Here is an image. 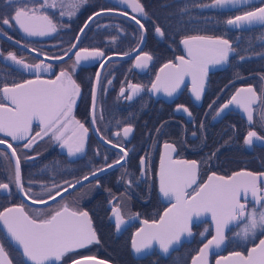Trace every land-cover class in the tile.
Wrapping results in <instances>:
<instances>
[{
    "label": "flooded vegetation",
    "instance_id": "flooded-vegetation-1",
    "mask_svg": "<svg viewBox=\"0 0 264 264\" xmlns=\"http://www.w3.org/2000/svg\"><path fill=\"white\" fill-rule=\"evenodd\" d=\"M39 1L40 3L43 2V0ZM101 1L106 6L102 10L118 11L135 17L141 23L147 20V15H144L146 19H139L128 10L113 7L104 0ZM25 2L30 7L34 3L33 0H12L11 3L8 0H0V20L13 16L15 8ZM64 3L66 4V1ZM259 6H261V0L241 9L222 12H232L233 15L227 18L229 19L241 15L243 11L254 10L255 7ZM73 11H75L73 17H78L79 11L75 8ZM102 16L105 17L106 22L92 25L90 32H86L88 25L76 42L75 47H73L75 38L83 23L77 29L70 23V17L66 14L60 16L58 23L53 20L57 29L55 33L45 39H34L21 35L14 26L13 20H10L11 26L0 23V34L46 58V60H41L29 55L0 37V88L5 84L11 87L14 83L36 79L37 74L34 70H25L22 65H17L7 59L9 52L30 65L40 62L50 65L48 71L41 70L39 73L43 80H54L62 70L69 71L72 79L81 89L80 94L76 97L72 116L89 129L83 152L74 156H69L67 149L61 147L59 141L51 138V133L42 138L37 137L31 148L23 147L26 140L13 141L11 137L0 133V139H4L7 142L5 144L11 143L20 158L23 187L26 190L30 188L32 190L30 195L35 198L48 200V196L54 195L57 191L53 185H59L62 192V189L67 187L65 182L74 184L84 176H90L93 171L99 168H107L106 165L113 164L112 168L91 177L75 189L63 193L55 201L48 200V203L42 206H32L21 198L15 184L13 161L9 153L0 147V183L9 185L8 189H0V212L23 204L25 211L35 216L37 210L46 214L50 209L66 202L71 207L88 211L93 225H110L114 236H119L130 229L132 233L138 226V220L154 222L168 206V204L161 202L156 182L161 148L165 143L176 147V151L172 153L174 160L198 161L197 184L193 185V188L203 184L212 173L227 177L240 171L264 172V139L256 140L253 138L252 145L244 144V138L249 131H256L258 136L264 137V119L261 118L264 114V79H261L264 77V68L256 65L261 57L257 55L258 51L253 58L254 61L249 73L242 74L237 79L228 81L229 83L225 82L224 71L230 63L229 59L232 54L230 52L226 62L208 66L200 100H196L192 93V81L191 84L184 83L179 93L167 102L164 98V91L153 92L151 87L163 65L169 62L175 64L178 62L176 57L186 56L181 41L178 43V49L171 53V50L159 44L163 37L157 38L156 27H154L151 31L152 45L156 49L155 54L160 57L154 58L153 52L151 55L145 51L146 31L143 28L144 43L140 50L129 58L110 59L108 58L110 55H124L132 51L139 43L140 30L136 25L122 17L113 15L98 17ZM125 21L131 23L132 26L125 24ZM263 27L264 25L261 24L247 29L228 30L240 33L253 31L254 45H258L259 42L264 41ZM237 42L238 38L233 43L230 41L232 46ZM81 49L99 50L104 55L82 60L79 64H75V53ZM165 52H168L169 55L167 54L164 58L162 55ZM66 53L68 56L63 60L53 61ZM143 53L150 54L152 60L149 61L144 71L137 72L132 69V65L135 57L142 56ZM73 65H75L74 71H72ZM97 72L100 75L99 80L96 81L95 112L93 114L92 88L97 78ZM129 84L141 86V91L135 94L131 100L126 99V96L131 92L128 87ZM224 85L230 87L227 94ZM240 87H252L259 97L252 106V123L246 122L235 110H228L220 117L216 114ZM121 88L124 89L123 94H121ZM246 95L249 94L246 93ZM0 103L10 105L9 101L3 99L2 93H0ZM179 105L187 107L191 116L181 110L177 111ZM93 119H95V123H93ZM128 126H131L133 131L125 138L123 128ZM226 126L231 128L227 129ZM40 130L38 121H33L29 135L35 136L36 132ZM117 132L121 133L119 137L115 135ZM68 135L71 133L69 132ZM101 136L105 139L102 140ZM105 140L117 142L119 147H123L127 151L128 155L120 164L114 162L124 153L119 151V147L113 148L111 144L105 143ZM142 157L144 158L143 165H141ZM262 182H264V178H262ZM49 188L52 189L50 193L45 191ZM188 191L191 192L192 190L189 189ZM248 199L251 202L250 194ZM241 202H244L243 197ZM113 207L120 208L124 221L120 226L126 225L125 228L119 230L117 235L115 234L116 218L112 213ZM199 226H204L207 229L199 244L200 246L211 236V232L207 222H200L191 227V230L194 231L193 238L196 235V228ZM242 227V223H236L234 227H230L226 231L224 249L219 255H210L208 264H213L217 257H223L234 252L245 255L249 247L254 246L260 239H264V234L258 231L255 236L243 240L242 236L236 235ZM0 245L4 247L11 264H26L18 249L12 246L1 229ZM228 245L229 248H227ZM196 252L190 256L187 264ZM84 256L97 257L95 254H88L83 249H78L74 253H70L66 257L67 260L65 258L64 264Z\"/></svg>",
    "mask_w": 264,
    "mask_h": 264
},
{
    "label": "snow or ice",
    "instance_id": "snow-or-ice-1",
    "mask_svg": "<svg viewBox=\"0 0 264 264\" xmlns=\"http://www.w3.org/2000/svg\"><path fill=\"white\" fill-rule=\"evenodd\" d=\"M8 2L11 3L12 0H8ZM86 2L87 0H73V7L78 10V7ZM120 2L127 4L134 12L146 15L138 0H120ZM241 4L247 5L249 0H212L211 4L198 6L216 8ZM58 7L61 9L60 16H64V0H43L42 3H38V5L34 3L31 7L25 2L15 8L13 16L3 18L0 23L11 26L10 20H14L15 24L28 36H44L57 29L53 18L45 10H55ZM74 14L75 11L68 12L70 17ZM101 14V12H96L93 16ZM93 16L88 17L85 27L93 19ZM136 23L140 25L141 29L144 28L140 20L137 19ZM255 23L264 25V0H261V6L255 7L254 10L243 11L241 15L226 20L228 26L236 29H242L245 25ZM80 31L83 32L84 28H81ZM155 32L160 36L164 35L158 26L155 28ZM181 43L184 45L186 56L176 57L179 63L165 64L161 72H164L165 69L171 71L166 73L163 79L160 74H157L151 90L153 92L164 91L166 95L171 96L179 88L184 77L191 76L192 93L196 100H200L208 66L226 62L229 53L234 52L235 49L228 39L222 37L193 35L185 37ZM103 55L104 53L99 50L81 49L75 53V64ZM125 55L128 54L125 53ZM7 59L17 65H22L25 70H34L37 75L34 80L14 83L11 87L5 84L0 88L3 99L10 102V105L0 103V133L11 137L13 141L26 140L24 148H31L37 137L42 138L51 133V138L59 141L61 147L67 149L69 156L83 152L89 129L72 116L73 106L76 104V97L80 94L81 89L72 79L70 72L62 70L54 80H43L39 73L41 70L48 71L50 65H45L43 62L30 65L11 52L8 53ZM57 59H63V57ZM151 60L150 54L143 53L142 56L136 57L134 66L146 68ZM74 70L75 65L72 68V71ZM99 75L97 72V81ZM128 87L131 89V92L126 96L128 100L141 91L140 85L129 84ZM123 93L124 89L121 88V94ZM243 93L249 95L242 96ZM92 99L94 114L95 85L92 88ZM258 99L259 97L252 87L237 89L231 99L222 105L216 114L220 115V112L228 108L229 105L236 104L247 115L249 123H252V106ZM180 110L191 116L187 107L177 106V111ZM261 118L264 119V114ZM33 121H38L41 130L36 132L35 136H30ZM93 123H95V119H93ZM132 131L131 126L123 128V136L127 138ZM69 132L71 135H68ZM115 135L119 137L121 133L117 132ZM100 138L105 139L103 136ZM253 138L264 139V137L258 136L256 131H249L244 138V144L252 145ZM5 143L7 142L4 139H0V145ZM105 143L111 144L113 148L119 147L117 142L111 140H105ZM7 147L12 150L11 156L15 159V184L24 194L25 199H30L33 204H47L48 200L55 201L56 197L61 196L59 185H53L57 191L54 195H49L48 200L30 195L32 190L30 188L26 190L21 183L20 158L17 151L11 143H8ZM164 149L160 159V192L165 198L174 202L171 203V207L165 209L159 221H154L151 224L147 220L141 222L147 228L139 229L133 236L132 248L136 253L150 248L153 242L158 243L163 252H168L169 247L179 242L182 235H191L189 224L193 218H199L205 213L211 214L212 223L215 225V235H212L203 244L199 255L193 257L192 264H207L210 251L214 248L219 249L224 244L225 229L230 224H243L236 235L242 236L244 239L255 236L258 231L264 234V182H262L264 172L240 171L227 177L212 173L206 182L193 188V185L197 184L198 161L174 160L172 153L176 151V147L172 144L165 143ZM119 151L124 155L120 156L114 162L115 164H120L128 155L123 147H119ZM143 164L144 158L142 157L141 165ZM106 167L112 168L113 164H108ZM104 170V168H99L91 175L94 177L97 171L103 172ZM88 179V176L83 177V180ZM65 183L67 187H64L62 191L66 193L69 188L75 189L76 184H79L80 181H76L75 184ZM8 187L7 183H0V189H8ZM189 189L192 191L189 192ZM45 191L50 193L52 189H45ZM249 194L251 202L248 199ZM242 197L244 202H241ZM112 213L116 218V227L119 229L120 225L124 223L120 208L113 207ZM0 222L3 223L11 240L22 249L23 257L31 264H64L65 258L70 253L86 248L93 243H99L89 212L78 207H71L66 202L50 209L46 214L37 210L35 216L26 212L23 204L15 208H7L0 212ZM201 235L203 236V233ZM231 256L236 258L233 264H264V239H260L258 244L250 248L246 256L240 252H234ZM230 259L231 257H220L216 264H223ZM0 264H11L2 245H0ZM71 264H104V262L96 260L95 257L84 256L72 259Z\"/></svg>",
    "mask_w": 264,
    "mask_h": 264
},
{
    "label": "trees",
    "instance_id": "trees-1",
    "mask_svg": "<svg viewBox=\"0 0 264 264\" xmlns=\"http://www.w3.org/2000/svg\"><path fill=\"white\" fill-rule=\"evenodd\" d=\"M33 1L37 5L40 3L39 0ZM65 1L64 11L65 14L68 15V12H72L74 9L72 6L73 0H64V2ZM138 2L144 8L147 15V20L142 23L146 31L145 51L151 55L153 52L154 58L160 57L155 54L156 49L154 45H152L153 38L151 37V31L154 27L158 26L164 33L162 36L163 40L161 43L159 42V44L167 47L171 50V53L176 51L179 47L178 43L188 36L203 35L214 38L222 37L228 39L232 43L238 38V42L232 46L235 51L230 55L229 66L224 71L226 83L237 79V77L242 74L250 72L256 51H258L257 55L261 56L259 58L260 61H257L256 65L264 68V41L259 42L258 45H254L255 43L252 38L253 31L240 33L226 29L224 27V22L228 17L233 15L231 14L232 12H222L215 8L198 6L211 4L212 0H138ZM78 8V17H73V15L70 17L68 15L70 17V23L77 29L87 16L98 10L105 9L106 6L103 5L101 0H87L86 3H83ZM60 10L61 9L58 7L55 10L46 9L45 11H47L53 20L58 23L60 19ZM103 22H106L105 17L95 18L90 22L86 32H90V27L92 25ZM125 24L132 26V24L127 21H125ZM156 46L159 47V45ZM167 54L168 52H165L162 57ZM241 57H244V59H241ZM216 75L218 76V74ZM224 86L226 87L225 93L227 94L230 87H227V85ZM233 126L235 125L233 124ZM226 128L229 129L231 127L226 126ZM93 228L97 233L99 243L92 244L88 248L83 249L84 252L95 254L97 257L112 264H187L190 256L196 252L206 233L205 227L199 226L196 228V235L193 240L189 244L181 245L178 250L172 252L167 258H161L152 253L141 260H133L128 251L131 229L119 236H114L110 225L96 224L93 225ZM201 233H203V236ZM229 247L228 245L227 248ZM67 259L68 258H66V260Z\"/></svg>",
    "mask_w": 264,
    "mask_h": 264
},
{
    "label": "water",
    "instance_id": "water-1",
    "mask_svg": "<svg viewBox=\"0 0 264 264\" xmlns=\"http://www.w3.org/2000/svg\"><path fill=\"white\" fill-rule=\"evenodd\" d=\"M104 1L107 2V3H109L110 5H112L113 7H116V8H119V9H125V10L130 11L131 13L135 14L139 19H146V17H145L144 15H141L139 12H134V11L132 10L131 7H129L127 4L121 3L120 0H104ZM258 1H260V0H249V4H247V5L253 4V3L258 2ZM245 6H246V5H244V4L237 5V6L227 5V6H225V7H216L215 9H217V10H219V11H233V10L241 9V8H243V7H245ZM96 12H101V13H102L101 15H113V16H119V17H122V18H124V19L130 21V22L133 23L134 25H136V26L139 28V30H140V40H139V43L137 44V46H136L132 51H130L129 53H127L128 55H125V54H124V55H110L108 58H110V59H125V58H129V57H131V56L134 55L138 50H140V48L142 47V45H143V43H144V32H143V29L140 28V25L136 23V19H133V17H131V16L127 15V14H124V13L121 14V12L113 11V10H110V11H109V10H100V11H96ZM96 12H94V13H96ZM94 13L90 14L89 16H93ZM101 15H99V16H101ZM89 16H88V17H89ZM88 17L85 19V21L83 22V24H82V26H81V28H84V30H85V28H86V27H85V22L88 21ZM96 17H98V16H93V19L96 18ZM93 19H92V20H93ZM92 20H91V21H92ZM91 21L88 22V25H89V23H90ZM13 24H14V26L16 27V29L21 33V35H23V36H28L27 34H25V33L19 28L18 25L15 24V21H14V20H13ZM88 25H87V26H88ZM259 25H261V24H259V23H255V24H252V25H245V27H243L242 29H247V28H251V27H256V26H259ZM225 27H226L227 29H233V30L236 29V28H233V27L228 26V25L226 24V22H225ZM81 28H80V30H81ZM80 30H79V32H78L76 38H75L74 45H75L76 42L78 41L77 37H80L81 34L83 33V32H81ZM53 33H55V32H52V33L47 34V35H44V36H28V37H29V38H34V39H45V38L50 37ZM0 37L3 38L5 41H7L9 44H11V45H13L14 47L18 48L19 50H21V51H23V52H25V53H27V54H29V55H32V56H34V57H36V58H39V59H41V60H46L45 57H43V56L37 54L36 52H34V51H32V50L26 48V47L23 46L22 44H20V43H18V42H15V41H13V40H11V39H9V38H7V37L3 36L2 34H0ZM157 38L160 39V38H161L160 35L157 34ZM181 46H182L183 51L185 52V48H184V45H183L182 43H181ZM68 53H70V52H68ZM68 53L65 54L64 56H61V57H63V59H64L65 57L68 56ZM185 53H186V52H185ZM136 57H137V56H136ZM136 57H135V60H134V64L132 65V69L135 70V71H137V72H142V71H144L145 68H136V67L134 66L135 63H136ZM63 59H56V60H53V61H61V60H63ZM148 63H149V62H148ZM177 63H179V62H177ZM163 66H164V65H163ZM163 66L159 69V74L161 75V78H162V79L165 77L166 73H168L169 71H171L170 69H165L164 72H161V69L163 68ZM96 81H97V78L95 79L94 84H93V86L95 85V87H96ZM184 83H190V84H191V83H192V77H191V76H185L183 82L180 83L179 88H177L176 91H175L171 96L166 95L165 92H164V98H165V100H166L167 102L170 101V100H172V99H173V98L179 93V91H180V89H181V87H182V85H183ZM240 88H242V87H240ZM240 88H237V89H240ZM236 91H237V90H236ZM189 93H191V92L189 91ZM235 93H236V92H235ZM235 93H234V94H235ZM2 94H3V93H2ZM234 94H233V95H234ZM233 95H232V96H233ZM242 96H247V95H246V93H243ZM225 104H226V103H225ZM228 110H235V111H238V112L240 113V115L245 119V121H246V122L248 121V120H247V119H248V118H247V115H246V114H245V113H244V112H243V111H242V110H241L236 104H231V105H229V107L226 108V109H224L222 112H220V115H218V116L220 117L221 115H223V114H224L226 111H228ZM181 111H182V110H181ZM0 147L4 148V149L9 153V155H10L12 161H13L14 167H15V159L11 156V151H12V150H11L10 148L7 147V144L0 145ZM164 151H165V149H164V146H163V147L161 148V154H160V157H159V162H158V167H157L156 182H157V192H158V195L160 196V200H161V202H162L163 204H168V206L165 208V209H167V208L171 207V203H173L174 201H173V200H170V199H168V198H165V197L162 195V193L160 192V179H159V172H160V159H161V155H162V153H164ZM104 169L106 170V169H108V168H104ZM99 173H101V172L98 171V172L96 173V175L99 174ZM88 177H89V179H90V178L93 177V176L90 175V176H88ZM89 179H88V180H89ZM207 179H208V177L205 179L204 182H206ZM79 181H80V183H79V184H76V187L79 186V185H81L82 183H84V182L87 181V180H83V178H82V179H80ZM74 184H75V183H74ZM71 189H72V188H69L68 191L71 190ZM18 191H19V189H18ZM63 193H65V192L62 191V192H61V195H62ZM19 194H20L21 198H22L25 202H27L28 204H30V205H32V206H42V205H44V204H33L30 200L25 199L24 195H23L20 191H19ZM58 197H59V196H58ZM56 198H57V197H56ZM10 208H13V207H10ZM165 209L162 211L161 215L164 214ZM3 211H4V210H3ZM3 211H2V212H3ZM161 215H160V217H161ZM160 217H159L156 221H159V220H160ZM204 221L208 223V227H209V230H210V232H211V236H212V235H215V225L212 223V219H211V214H210V213L202 214L199 218H193V220H192V221L190 222V224H189V228H190V230H191V227H192V226H196V225L199 224L200 222H204ZM141 222H142V221H140V220L137 221L138 226H137V228L131 233L130 240H129V243H128V250H129V253H130L131 257H132L133 259H135V260L142 259V258L146 257L147 255L151 254L152 252L156 253L157 255H159V256H161V257H167L171 252H173V251H175V250H178V248H179L182 244H189V243L191 242L193 236H194V231H193V230H191V235H188V234H184V235H182V236H181V239H180L179 242H176V243L172 244V245L169 247V251H168V252H163V251L161 250L159 244L153 242V244H152V246H151L150 248H148V249L142 251L141 253H136V252L133 250V248H132V239H133V236H134L135 233H137V231H138L139 229H141V228H147V226L144 225V224H142ZM151 223H153V222H149V224H151ZM235 225H236V223L230 224L229 227L225 229V233H226V231H227L230 227H234ZM125 227H126V225H123V226H120L119 229H117V227L115 226V234L117 235V234L119 233V230H121V229H123V228H125ZM0 229H1V231L3 232V234L6 236V238L8 239V241L12 244V246H15V247L18 249V251L20 252L21 256L23 257L22 249H20L19 246L16 245L15 242H13V241L11 240V238L8 236L7 231H6V229H4V226H3V223H2V222H0ZM211 236H210L208 239H210ZM137 239H138V241H139V238H137ZM206 242H207V240H205V241H204V242L198 247L196 254L193 255V256L191 257V259H190V261H189V264H192L193 257H196V256L199 255V253H200V249L203 247V244L206 243ZM258 243H259V241H258L256 244H258ZM256 244H255V245H256ZM255 245H254V246H255ZM224 246H225V242H224V244L221 245V247H220L219 249H215V248H214V249H212V250L210 251V253H209L208 257H207V264H208V258H209V256H210V255H219V254L221 253V251L224 249ZM254 246H252V247H254ZM87 247H88V246H87ZM252 247H249V248L247 249V251H246V253H245V256L247 255L248 250H249L250 248H252ZM83 249H84V248H83ZM77 250H78V249H77ZM231 254H232V253H230V254H226L225 256H223V257H231V259H230L228 262H223V264H233V261H235L236 258H235V257H232ZM79 258H80V257H79ZM95 258H96V260L103 261L104 264H112V263H110V262H108V261H106V260H104V259H101V258H98V257H95ZM219 258H220V257H217V258L214 260L213 264H216V261H217V259H219ZM23 259H24V262H25L26 264H31V262L27 261L25 257H23ZM76 259H78V258H76ZM71 261H72V260H71ZM71 261H69V262L66 263V264H71Z\"/></svg>",
    "mask_w": 264,
    "mask_h": 264
},
{
    "label": "rangeland",
    "instance_id": "rangeland-1",
    "mask_svg": "<svg viewBox=\"0 0 264 264\" xmlns=\"http://www.w3.org/2000/svg\"><path fill=\"white\" fill-rule=\"evenodd\" d=\"M242 239V238H241ZM243 240H245L244 238H243Z\"/></svg>",
    "mask_w": 264,
    "mask_h": 264
}]
</instances>
